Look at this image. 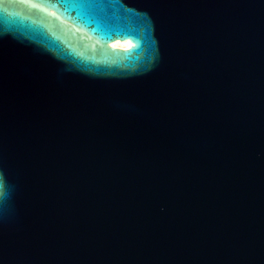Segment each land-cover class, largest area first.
I'll list each match as a JSON object with an SVG mask.
<instances>
[{
    "label": "water",
    "instance_id": "obj_1",
    "mask_svg": "<svg viewBox=\"0 0 264 264\" xmlns=\"http://www.w3.org/2000/svg\"><path fill=\"white\" fill-rule=\"evenodd\" d=\"M0 264H264V0H0Z\"/></svg>",
    "mask_w": 264,
    "mask_h": 264
},
{
    "label": "bare ground",
    "instance_id": "obj_2",
    "mask_svg": "<svg viewBox=\"0 0 264 264\" xmlns=\"http://www.w3.org/2000/svg\"><path fill=\"white\" fill-rule=\"evenodd\" d=\"M113 48H129V42L127 41H113L110 43Z\"/></svg>",
    "mask_w": 264,
    "mask_h": 264
}]
</instances>
